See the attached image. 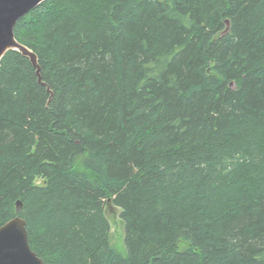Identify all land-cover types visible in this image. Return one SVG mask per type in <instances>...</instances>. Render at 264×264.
<instances>
[{
    "label": "trees",
    "instance_id": "trees-1",
    "mask_svg": "<svg viewBox=\"0 0 264 264\" xmlns=\"http://www.w3.org/2000/svg\"><path fill=\"white\" fill-rule=\"evenodd\" d=\"M13 32L40 81L1 58L0 226L43 264H264V0H45Z\"/></svg>",
    "mask_w": 264,
    "mask_h": 264
},
{
    "label": "water",
    "instance_id": "water-1",
    "mask_svg": "<svg viewBox=\"0 0 264 264\" xmlns=\"http://www.w3.org/2000/svg\"><path fill=\"white\" fill-rule=\"evenodd\" d=\"M45 0H0V60L9 50H16L27 56L36 70L40 81L36 55L14 37L16 22ZM227 23V20H226ZM17 210H19V203ZM109 212L112 211L108 205ZM0 264H43L30 248L24 219L16 215L0 226Z\"/></svg>",
    "mask_w": 264,
    "mask_h": 264
},
{
    "label": "rangeland",
    "instance_id": "rangeland-1",
    "mask_svg": "<svg viewBox=\"0 0 264 264\" xmlns=\"http://www.w3.org/2000/svg\"><path fill=\"white\" fill-rule=\"evenodd\" d=\"M40 180H37L39 182ZM118 209H112L109 213V224H110V244L111 246L121 254H125V247L123 243L124 238V226L121 218L119 217Z\"/></svg>",
    "mask_w": 264,
    "mask_h": 264
}]
</instances>
